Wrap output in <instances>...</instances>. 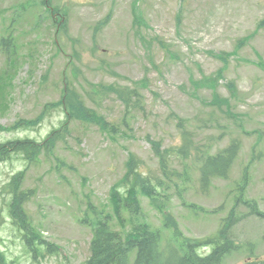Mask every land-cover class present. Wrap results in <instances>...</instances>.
<instances>
[{"label":"rangeland","instance_id":"obj_1","mask_svg":"<svg viewBox=\"0 0 264 264\" xmlns=\"http://www.w3.org/2000/svg\"><path fill=\"white\" fill-rule=\"evenodd\" d=\"M49 2L60 16L65 14L64 26L52 24L40 0H0V37L11 35L9 48L16 59L11 70L6 47L0 46V95L5 104L0 107V125L34 118L67 85L88 107L106 116L116 131L110 136L94 124L71 121L64 141L39 155L37 162L29 165L17 156L0 162V250L6 260L80 264L88 254L90 228L77 218L87 200L98 208L106 204L109 211V189L125 172L130 152L142 160L151 178L160 181V191L170 193L162 200L164 208L185 235L205 237L217 229L233 205L235 182L244 167L249 183L243 198L254 200L264 211V71L254 64H264V27H258L264 19V0ZM204 77L216 82L199 84ZM108 86L133 89L136 105L128 109L115 93L101 89ZM213 92L227 100L233 116L205 103ZM63 118L60 110H49L36 129L2 131L0 139L42 140ZM178 119L191 132V145L199 149L210 146L214 151L232 138L239 140L227 178H214L209 187L201 188L193 156L178 160L171 155L169 166L178 173L186 171L187 178H173L171 170L162 173L149 141L160 140L161 149L172 153L180 141ZM19 170L21 187L32 191L23 205L28 219L44 241L58 245L55 254L32 258L10 225L9 195L3 186ZM140 202L141 219L160 228V213L145 197ZM246 210L242 204L235 207L237 213ZM230 233L243 247L227 255V263L245 259L248 243L252 256H264V220L243 214Z\"/></svg>","mask_w":264,"mask_h":264},{"label":"trees","instance_id":"obj_2","mask_svg":"<svg viewBox=\"0 0 264 264\" xmlns=\"http://www.w3.org/2000/svg\"><path fill=\"white\" fill-rule=\"evenodd\" d=\"M25 3L26 1L21 2V6ZM40 3L46 8L54 26L59 28L65 25V14L60 16L57 9L50 4L49 0H40ZM160 44L167 50L166 45ZM219 53L225 54L224 52ZM169 55H172V53H169ZM15 62L14 60L13 64ZM13 64L12 68L14 67ZM262 66L264 68V64ZM220 72L221 69L217 73L218 76ZM142 82L145 81L142 80ZM215 82L216 80L214 79L205 78L204 80L202 78L199 84L206 85L214 84ZM103 89L115 93L128 109L136 105L134 97L137 95L128 86H108L107 88L103 87ZM79 96L73 88L69 89L65 85L61 89L59 101L45 105L44 107L45 109L49 106L59 107L63 114L65 113L64 119L59 126L52 128L40 141L26 136L0 140V162L17 153L25 156L23 157L24 159L38 160V156L42 152L47 153L51 148L55 147L59 140L65 138L68 132V124L72 119L94 123L107 134L113 136L116 131L115 125L106 116L96 114L92 109L85 107ZM205 103H208L209 106L221 113H228L233 116L227 100L215 92L211 94L210 99L205 101ZM4 106L3 98L0 95V107ZM44 113L45 111L30 120L18 119L9 127L0 125V131L13 130L22 125L29 127L32 125L34 128L35 124L43 119ZM121 122L123 124L126 123L124 118L121 119ZM235 142L232 141L226 150L206 161L204 165V173L206 174L202 175L204 180L207 179L208 174L211 172L222 173L224 168H227L237 147ZM161 156L160 158L163 157ZM226 157L228 158L226 159ZM124 166L125 172L123 177L115 182L109 190L108 201L111 209H113L114 216L102 210L97 211L95 209L96 206L89 202V200H87L85 209L79 215L81 217L80 223L87 225L91 231L89 254L82 264H129L128 257L131 251L135 252H133L134 258L131 264H223V255L230 250L238 248V245H234L228 231L225 229L219 230L216 239L213 241L215 246L207 255L196 254L194 248L185 243L189 240H185L184 246L180 245L179 248H176L173 244H168L166 249L160 248L159 233L152 232L147 225H144L138 219L135 220L136 215L140 212L139 198L141 194H152L155 188L153 187L154 184L149 179V176L146 175V172L142 170L141 161L135 156L130 154ZM165 166L166 162L163 158L160 160V167L165 168ZM22 179V174L18 173L16 176L10 178L9 182L6 183L7 186L5 184L3 187L6 188L9 195L7 207L13 224L23 232L22 238L27 249L34 250V244L37 246L36 241L38 239L33 234L30 221L23 208V204L30 198L32 191L31 189L21 187ZM122 211L128 212L132 217L133 223L130 226L131 228H126L127 220L122 217ZM112 217L115 218V222L120 228L114 226ZM51 251L54 250L51 249L49 252ZM0 264H4V257L1 252ZM242 264H264V259L245 261Z\"/></svg>","mask_w":264,"mask_h":264},{"label":"bare ground","instance_id":"obj_3","mask_svg":"<svg viewBox=\"0 0 264 264\" xmlns=\"http://www.w3.org/2000/svg\"><path fill=\"white\" fill-rule=\"evenodd\" d=\"M138 219L137 217L135 218V220ZM139 220V219H138ZM140 221V220H139Z\"/></svg>","mask_w":264,"mask_h":264}]
</instances>
